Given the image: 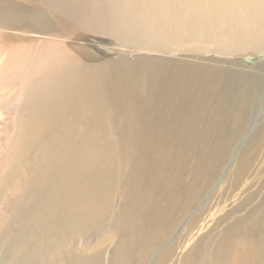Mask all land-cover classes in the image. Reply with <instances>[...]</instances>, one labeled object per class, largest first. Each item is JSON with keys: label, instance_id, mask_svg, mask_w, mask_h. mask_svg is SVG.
Here are the masks:
<instances>
[{"label": "bare ground", "instance_id": "6f19581e", "mask_svg": "<svg viewBox=\"0 0 264 264\" xmlns=\"http://www.w3.org/2000/svg\"><path fill=\"white\" fill-rule=\"evenodd\" d=\"M45 1L57 8L60 15L75 9L77 4V0ZM91 1L87 0L91 9L88 8L85 13L95 12L118 18L116 24L105 18L98 27L102 31L126 30L127 36L132 38L133 33L143 30L148 42L179 32L201 42L210 38V44L214 46L212 50L224 54L245 48L264 50V0ZM84 3L85 0H82L80 5ZM0 23L4 28L11 24L21 29L28 27L31 33L22 42L15 40L10 45L4 40L5 32H0V54L3 56L0 59V81L9 96V100L4 98L3 106L7 115L12 116L11 132L15 146L20 149L26 147L27 134L30 131L32 134L38 124L32 116L33 109L45 103H49L52 110L42 122L44 127L58 120L68 122L77 114L79 126L83 125L82 132L73 137H69L63 129L58 141L62 148L67 149L62 151V155H55L60 164L59 170L51 167L43 171L45 175H40L42 179V176L48 179L52 186L47 183L41 189V196L46 194V197L38 200L37 221L52 224L61 231L45 239L37 237L34 254L27 255V264L45 261L43 246L58 247L57 237L62 232H74L68 228L73 226L75 231H81L105 219L110 225V236L106 240L115 243L111 256L104 257L102 248L97 246L90 250L65 249L60 253L63 264H264V185L261 201L249 205L244 215L227 221L221 235L211 239L204 249L200 245L202 237L184 252L182 249L189 245L185 240L166 242L173 241L169 227L174 228L181 222L183 215L196 204L202 189V185H198V176L203 163L198 162L192 169L191 176L196 180H191L193 185L190 182L187 184L183 176L188 175L187 172L182 176L179 174L187 169L181 167L187 156L184 153L198 152L196 148L203 139L201 137L205 133L212 134V126L216 122L218 140L240 133L244 121L239 119L241 107L235 101L236 96L254 92L259 98L264 97L261 92L264 78L261 75L253 73L250 79L245 78L250 86L243 87L240 80L247 76L233 67L240 63H233L225 56L217 57V72L202 70L201 61L173 63L167 67L161 59L141 58L135 64L113 62L97 69L100 74L103 71L108 74L109 80L102 84L110 89L112 108L133 107L132 120L123 121L121 127L126 150H121L115 160L106 162L105 167L112 169L107 171L104 166L92 161L94 149L104 152L107 147L89 135L90 126L98 116L96 100L89 99L96 87H91L86 94L79 90L77 66L85 61L73 53V39L60 44L51 40L40 45V34L53 31L51 26L55 23L50 13L41 9L2 8ZM67 54L72 55L66 57ZM27 62L26 76L13 72ZM131 65L134 68L135 91L124 92L120 89L121 84L112 79L130 70ZM7 66L8 70L2 71ZM180 70L185 75L179 78ZM193 79L195 82L191 84ZM19 83L22 85L21 92L18 90ZM213 83H217L219 114L210 106ZM26 90L28 96H24ZM261 101L264 105V99L261 98ZM61 108H65V115L61 114ZM259 124L246 150L261 144L264 146V119ZM228 125L231 129L227 128ZM70 130L75 131V126ZM179 137L185 139L184 144L176 147ZM75 142L81 144L75 145ZM152 151L154 154L150 156ZM175 153L182 155V159L174 158L173 155L177 156ZM117 165L126 170L116 172ZM28 169H31L29 165ZM261 190L258 188V192L248 196L258 200ZM250 199L246 201L247 205L252 202ZM205 223L203 215L198 214L191 221L190 230L199 232L206 227ZM193 237L191 235L189 241ZM157 246L160 250L155 256ZM58 255L55 254L56 258Z\"/></svg>", "mask_w": 264, "mask_h": 264}, {"label": "rangeland", "instance_id": "374dc122", "mask_svg": "<svg viewBox=\"0 0 264 264\" xmlns=\"http://www.w3.org/2000/svg\"><path fill=\"white\" fill-rule=\"evenodd\" d=\"M81 1L77 0L76 8L69 9L62 15L57 13V8L48 5L45 0H0V9L19 6L21 8L28 7L29 10L41 9L48 11L55 23L51 26L53 31L44 35L38 33L42 36L40 45L51 40H56L60 44L64 43L63 41L68 42L70 38L73 39V50L70 49L85 61L77 66L76 79L80 83L79 90L86 94L91 87H96L89 99L96 100L98 116L90 126L89 135L91 139L94 141L100 140L98 142L107 147L104 152L94 149L92 161L104 166L107 171L112 169L105 167L106 162L115 160L116 156L120 155L121 150H126L124 147L125 134L121 127L123 121L132 120L133 107L119 110L112 108L108 92L110 89L107 88V85L102 84L109 80L108 74L104 71L100 74L97 69H103L113 62L135 64L136 60L141 58L144 60L161 59L167 67L173 63L185 64L186 62L201 61L203 63L202 70L209 69L217 72L219 70L216 64L217 57L225 56L233 63H240L235 64L233 67H237L243 76H247L243 77L244 80H240L243 82H241L243 87L250 86L245 78L250 79L253 73H258L259 76L261 75L264 78V50L255 51L245 48L239 51L240 53L224 54L212 50L214 46H211L210 38L202 40V43L179 32L168 33L157 41L148 42L146 40L147 34L143 30L133 33L132 38L127 36L126 30L102 31L98 27L105 18H108L114 24L118 22V18L111 15H98L95 12L85 13L84 11L88 8L91 9L90 4L85 0V3L81 6ZM90 2L92 1L90 0ZM0 32H5L4 40H7L10 45L15 40L22 42L27 36L31 35L28 27L21 29L14 24L7 25L4 28V25L0 23ZM44 45L46 46V44ZM72 54H67L66 57ZM2 58L3 56L0 54V59L2 60ZM26 65H28V62L15 68L13 72L26 76ZM226 65L228 66V64ZM7 70L8 66L2 69V71ZM178 75L180 78L185 73L180 70ZM34 76L36 78L37 74ZM112 80L113 82H119L121 84L120 89L124 92L135 91L134 68L132 65L130 70L118 74ZM194 82L195 79L191 84ZM188 86L190 87V85ZM263 89H261L262 95H264ZM18 90L22 91L21 83L18 84ZM27 91L24 92V96L27 95ZM210 96V106L215 109V113L219 114L217 83H213ZM5 97L9 100V96L2 89L0 81V264H27V255L29 253L34 254L37 237L45 239L49 235L61 231L52 224L37 221L39 217L38 204H40L38 200L40 197L41 199L46 197V194L41 196V189L47 183L49 187L52 186L48 179L44 176H42V179L40 175H45L43 171L51 167L55 171L59 170L60 164L56 161L55 155H62V151L64 152V149H67L62 148L58 141L63 129L64 133H67L69 137H73L82 132L83 125L79 126L77 119L79 114H77L68 122L58 120L48 127H44L42 122L52 110L50 104L45 103L39 108L33 109L32 116L37 119L38 124L32 134V131L27 134L26 147L24 149L17 148L11 132L13 127L12 116L7 115L3 106ZM260 97L264 99L263 96ZM261 98L254 95V92L236 96L235 101L239 102L241 107L239 119L241 118L244 121L239 134H233L226 140H218V122H216L215 126H212V134L205 133L201 137L203 139L196 148L198 152L184 153L187 156L185 161L181 163V167L187 169L183 172L180 171L179 174L182 176V173L187 172L188 175H183L186 177L187 184L190 182L193 185L196 181L191 176L193 167L198 162L201 165L203 163V165L198 176V185H202V189L196 199L197 201L195 200L196 204L194 203L195 205L193 204L188 209L177 226L174 228L169 227L173 241L167 239L169 241L166 242L177 243L185 240L189 245L182 249L183 252L188 250L199 237L205 239V242L204 239L200 240L201 249H204L211 239L221 235L222 228H225L227 221L244 215L249 205L261 201V194L264 190H261L264 185V146L261 144L254 149L246 150L249 140L253 139L251 135L256 133L258 129L256 127L264 119V105ZM64 110L65 108H61L62 115L66 114ZM73 111L77 112L76 109ZM115 117L116 120H114ZM73 125L75 131L70 130ZM229 127L230 125L227 126V128ZM244 130L246 131L244 132ZM184 140V138H180L176 147L182 146ZM74 144H81V142H75ZM6 146H8V149H6ZM175 151L178 150L175 149ZM244 152L245 154H243ZM151 153L150 156H153L154 151ZM175 154L177 156L173 155L174 158H181L182 156L179 153ZM28 165L31 169H28ZM177 169H180L179 165H177ZM115 170L120 172L126 169L121 165H117ZM210 176L215 178L211 179ZM190 177L191 179H189ZM192 179L194 182L191 181ZM35 181H38L39 184L37 185ZM258 188L261 190L259 199L256 200L254 196V198L252 197L254 200L250 199L249 193L258 192ZM249 199L253 203L250 202L247 205L246 201ZM198 214L203 215L206 221V227L199 232L193 229L190 230V223ZM68 230L74 232L71 234L62 232L57 237L58 247L55 245L43 246V253L46 252L45 261L38 264H63L60 253L65 249L90 250L91 247L97 246L102 248L104 257L109 258L111 256L115 243L112 240H106L110 236L108 219L99 224L88 225L81 231H75L73 226ZM191 235H194V239L189 241ZM156 248L155 256L160 250L158 246ZM56 253L59 254L58 258L55 256Z\"/></svg>", "mask_w": 264, "mask_h": 264}]
</instances>
